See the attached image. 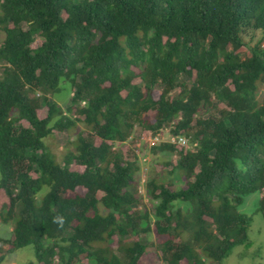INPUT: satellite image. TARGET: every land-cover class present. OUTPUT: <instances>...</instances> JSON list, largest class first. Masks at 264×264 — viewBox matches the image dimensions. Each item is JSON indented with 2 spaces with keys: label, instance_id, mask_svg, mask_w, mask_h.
I'll use <instances>...</instances> for the list:
<instances>
[{
  "label": "trees",
  "instance_id": "trees-1",
  "mask_svg": "<svg viewBox=\"0 0 264 264\" xmlns=\"http://www.w3.org/2000/svg\"><path fill=\"white\" fill-rule=\"evenodd\" d=\"M0 35V264L2 244L36 264H141L153 234L163 264H222L248 243L244 197L264 219V0H0ZM135 126L192 147L151 146L184 184L147 179L143 212L136 156L116 148ZM72 129L57 160L46 139Z\"/></svg>",
  "mask_w": 264,
  "mask_h": 264
},
{
  "label": "rangeland",
  "instance_id": "rangeland-1",
  "mask_svg": "<svg viewBox=\"0 0 264 264\" xmlns=\"http://www.w3.org/2000/svg\"><path fill=\"white\" fill-rule=\"evenodd\" d=\"M259 38V35L256 34L254 39L250 42L254 44L256 40ZM2 40L0 35V41ZM246 40H249L246 38ZM38 40H35L32 46H36ZM133 82H139L138 79H135ZM264 90L259 88V99H263ZM65 100L67 97L63 96ZM60 106H63V101L58 102ZM38 115L40 117L45 116L44 110H38ZM151 114L148 115V117ZM151 117V116H150ZM149 117V119H150ZM24 126H27V123L21 121ZM77 128L83 129L81 124L77 125ZM76 128V129H77ZM172 126L165 127L156 133H151L148 130H145L139 126H135L130 138L124 143H119L116 145V148H120L122 152L126 153L130 151L132 155L134 154L136 157V161L139 165V170L136 173V180H138L137 191L141 196V200H139L138 210L139 212L144 211V207L149 208V199L146 196L144 184L147 179L152 176L161 175V179L165 183L172 184L174 188L183 186V181L180 180L175 172L169 173L171 167L166 169L161 168V163L164 161L174 162L176 155H170L168 153L160 152L156 155H153L150 151L152 148V142L165 143L172 142V136L169 131ZM76 129L69 130L67 133H53V138H47L46 143L51 151L55 154L57 160H60L64 153V142L65 139L74 138ZM98 143V140L96 141ZM188 146V145H187ZM185 146V148L187 147ZM189 147V146H188ZM192 149V147H189ZM188 148V149H189ZM134 156H132L133 159ZM71 169L75 170L76 166L73 164L70 166ZM100 193L98 196L100 197ZM261 198V195L257 192L252 193L244 197L241 205L237 207V210L250 217V223L248 226V243L244 245L235 246L223 260L222 264H264V219L260 212L256 211L258 207V202ZM8 199L4 192L0 190V208L7 204ZM153 227V226H152ZM12 228V224L4 225L0 223V238L8 240L10 239V230ZM146 238L147 234L142 235V238ZM149 239V246L144 254L140 257L139 263L141 264H163L160 259L161 253L154 247V243L158 240L154 237L153 234H149L147 237ZM133 240L135 238H132ZM124 242L131 241L130 237H125ZM117 239H113L109 244L112 249L116 247ZM2 253L5 257L2 264H36L34 260L33 251L30 248H21L15 250L13 252L8 253V244H2ZM82 264H87L86 260L82 261Z\"/></svg>",
  "mask_w": 264,
  "mask_h": 264
},
{
  "label": "built area",
  "instance_id": "built-area-1",
  "mask_svg": "<svg viewBox=\"0 0 264 264\" xmlns=\"http://www.w3.org/2000/svg\"><path fill=\"white\" fill-rule=\"evenodd\" d=\"M171 139H172V142H170V143L179 144L183 147L187 146V142L183 137H178V138L172 137ZM155 143H157V142H155ZM155 143L152 142L151 145H153Z\"/></svg>",
  "mask_w": 264,
  "mask_h": 264
},
{
  "label": "clouds",
  "instance_id": "clouds-1",
  "mask_svg": "<svg viewBox=\"0 0 264 264\" xmlns=\"http://www.w3.org/2000/svg\"><path fill=\"white\" fill-rule=\"evenodd\" d=\"M189 147L187 146L186 149H188Z\"/></svg>",
  "mask_w": 264,
  "mask_h": 264
}]
</instances>
